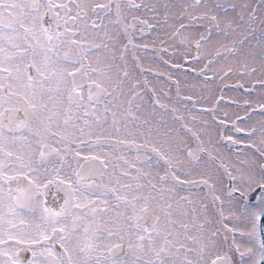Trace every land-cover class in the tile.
I'll use <instances>...</instances> for the list:
<instances>
[{
    "label": "snow or ice",
    "instance_id": "6c2138e0",
    "mask_svg": "<svg viewBox=\"0 0 264 264\" xmlns=\"http://www.w3.org/2000/svg\"><path fill=\"white\" fill-rule=\"evenodd\" d=\"M137 30L204 61L205 81L247 76L259 99L218 118L221 89L201 109L219 139L207 120L182 134L163 115L179 109L132 75ZM174 83L186 109L202 99ZM0 264H264V0H0Z\"/></svg>",
    "mask_w": 264,
    "mask_h": 264
},
{
    "label": "rangeland",
    "instance_id": "374dc122",
    "mask_svg": "<svg viewBox=\"0 0 264 264\" xmlns=\"http://www.w3.org/2000/svg\"><path fill=\"white\" fill-rule=\"evenodd\" d=\"M225 2H230V0H225ZM252 2L256 3L257 0H252ZM123 42H126V40ZM133 42L141 46L147 43L149 46L148 50H144L142 47L136 50V55L139 57L138 67L136 60H134L132 57V52L130 49L128 61L133 77L140 80H143L146 77L149 82V88H154L156 90V95L160 98L162 103L174 106L179 109L177 115H182L184 117L183 121H173V113L171 111L163 113V115L167 119L169 126L180 128L182 134H186L184 129L181 128L182 123H187L188 126L193 129V131H199L205 128L203 121L207 120L209 121V124L207 125L209 132L212 134L214 139H219L217 135V122L212 120L211 114L209 112L201 111V109L211 108L215 104V98L221 95V89H223L224 100L218 105L216 112V116L218 118H222L221 110L229 111L230 119H235V116L232 115V113L243 115L245 110L237 108L236 104L232 103L234 100L242 104L245 99L250 101L259 99V93L261 92L259 85H257L255 91H253L251 95H248L245 89H251L253 81L247 76H242L239 73L229 75L227 79L223 81L219 80L218 76L216 79H209L207 81H205L202 77H197L195 73L191 71V69L195 68L197 71H199V69L203 67L204 61H200L198 63H192L190 61L185 62L183 56L180 55V52H177L176 49H174L169 43H165L162 46L160 40L155 38V33H145L143 36H141L139 30H137L133 38ZM255 43L256 41H253L254 45ZM161 47L168 48V51H157L161 49ZM180 51H183V49ZM254 52L257 56V59H259V47H255ZM191 54H195L194 48L192 49ZM231 59L232 58H229V60ZM165 61H168L169 63H165ZM174 64H182L183 68L179 70L175 69L172 67ZM222 64L225 67L227 66L223 59H221V61H218L217 64L212 66V69L208 71L206 75L211 77L214 74L219 73V69ZM141 69H143V71H141ZM169 74H171V80L168 78ZM256 76L260 78L259 73H257ZM177 79L180 81L181 97H186L189 95H192L194 98L202 97L200 102L196 104L195 107H193L191 103H188L186 109L183 103L176 100L177 85L174 83V81ZM238 81L239 83L244 84V88L237 86ZM193 83L198 85L196 89H192L190 87V85ZM166 93L167 95H165ZM145 100V107L150 111L152 101L151 91H146ZM188 109H191V111H188ZM156 111L158 114H160L162 110L157 108ZM193 117H195V119H193ZM252 119L258 120L259 115L257 114L253 116ZM225 134H231V129H229V131ZM201 138L207 140L208 137L202 136ZM237 139H245V137L243 134H240L237 136ZM217 147L220 148L224 157H227L232 162H235L237 154V148L235 146H231L227 142L222 141L221 143L217 144ZM240 150L243 152L249 151L248 149H244L243 146H241ZM240 158L243 159V156ZM225 162H228V160L226 159ZM203 192V188L199 190V195L201 197L204 195ZM183 193L185 192H182L181 194ZM44 200L46 201L47 206L59 208V206L63 203V193L57 191L54 186L50 187L47 191V195L44 197ZM25 255L30 256V253H25Z\"/></svg>",
    "mask_w": 264,
    "mask_h": 264
},
{
    "label": "flooded vegetation",
    "instance_id": "af4514ba",
    "mask_svg": "<svg viewBox=\"0 0 264 264\" xmlns=\"http://www.w3.org/2000/svg\"><path fill=\"white\" fill-rule=\"evenodd\" d=\"M202 189V188H201ZM203 194L207 191V189L206 188H203ZM188 193L187 192H185V193H183V194H181V195H187ZM53 206H55V205H53ZM54 208H58V207H54Z\"/></svg>",
    "mask_w": 264,
    "mask_h": 264
}]
</instances>
